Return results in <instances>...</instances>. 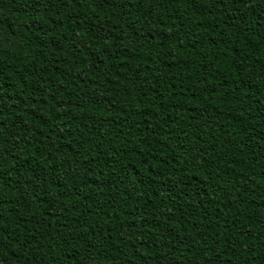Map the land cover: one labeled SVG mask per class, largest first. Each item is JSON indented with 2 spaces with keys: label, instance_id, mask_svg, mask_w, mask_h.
<instances>
[{
  "label": "trees",
  "instance_id": "16d2710c",
  "mask_svg": "<svg viewBox=\"0 0 264 264\" xmlns=\"http://www.w3.org/2000/svg\"><path fill=\"white\" fill-rule=\"evenodd\" d=\"M0 264H264V0H0Z\"/></svg>",
  "mask_w": 264,
  "mask_h": 264
}]
</instances>
